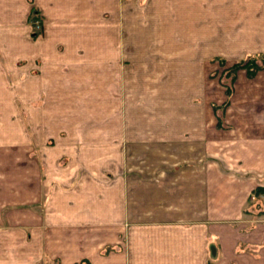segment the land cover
I'll use <instances>...</instances> for the list:
<instances>
[{"label": "crops", "instance_id": "crops-1", "mask_svg": "<svg viewBox=\"0 0 264 264\" xmlns=\"http://www.w3.org/2000/svg\"><path fill=\"white\" fill-rule=\"evenodd\" d=\"M248 1L0 0V264H264Z\"/></svg>", "mask_w": 264, "mask_h": 264}, {"label": "rangeland", "instance_id": "rangeland-1", "mask_svg": "<svg viewBox=\"0 0 264 264\" xmlns=\"http://www.w3.org/2000/svg\"><path fill=\"white\" fill-rule=\"evenodd\" d=\"M250 4L251 3H254L256 2V7L258 5H261L263 8H264V0H255V1H248ZM174 10V9H173ZM247 16H248V21H249V24L248 26H245L243 29H242V33H240V35L242 36V38L246 40V36L250 37L252 35L251 32L254 31V28L253 31H252V28L254 26L250 25V21L252 22H255L256 20H260L262 22H264V18H262L263 16V13H264V10L263 11H258V10H255V8L251 9L248 13L244 12ZM208 14V12H207ZM209 15V14H208ZM238 17L237 19H240V18H243V15L240 14V13H235L233 15V17ZM210 18H213L212 15H210ZM235 20V19H234ZM240 22V21H239ZM29 23H30V29L35 32V33H39V34H42L44 32V27H45V22H44V16L39 12V10H37V8L33 7L32 9V13H30V20H29ZM39 25V27H38ZM261 24H256L255 23V27H258L260 26ZM238 31H241V28L238 27L237 28ZM239 35V36H240ZM258 39H261L260 36L259 37H255V38H251L248 40V42L250 43L249 45H246L247 47H252V48H257V49H261L262 47H259V43H258ZM258 51H261L260 53H264V48H262L261 50H258ZM258 53H255V54H252V55H256ZM249 56V55H248ZM247 56V57H248ZM246 57V58H247ZM257 57V60L258 62L261 64L262 63V58H264L263 54L259 55V56H256ZM224 60V59H223ZM223 60H220V68L218 70H210L208 71L207 73L204 74V79L206 80V84L209 85L207 86L208 90L207 92H203L204 95H206V97L204 98V95H202L201 97V101H202V104L206 102L208 109H209V106L211 105V103H213L214 99H219L218 98V89L220 88V85H224V86H228V87H231V85L233 84L232 81V77L234 74L230 73V72H227V70L234 64L236 63L235 61L232 62V64L230 65V62H225L224 60V65H225V68L223 64H221V62ZM226 65H229L226 67ZM203 78V77H202ZM212 82H215V83H212ZM220 85H219V84ZM212 87H214V89H212ZM204 106V105H203ZM216 110V113L212 114L214 117L217 116L219 117L220 116V113H221V108L218 107V109H215ZM222 118V117H221ZM258 205H261V202H257Z\"/></svg>", "mask_w": 264, "mask_h": 264}, {"label": "trees", "instance_id": "trees-1", "mask_svg": "<svg viewBox=\"0 0 264 264\" xmlns=\"http://www.w3.org/2000/svg\"><path fill=\"white\" fill-rule=\"evenodd\" d=\"M259 56L258 54L256 55H249L247 58L236 61V63H234L228 70L227 72H230L233 75L232 79H234L235 77V72L240 69V68H245L248 72V74L250 76H254L256 74V72H258L263 66H264V58H262V63L260 64L257 60V57ZM223 60V59H220ZM221 64L224 65V60L221 62ZM227 94L228 96L231 94L232 90L230 87L227 86L226 88ZM228 103V100L226 101L225 104ZM260 192H264V189H262L261 187L256 189V193H260Z\"/></svg>", "mask_w": 264, "mask_h": 264}, {"label": "built area", "instance_id": "built-area-1", "mask_svg": "<svg viewBox=\"0 0 264 264\" xmlns=\"http://www.w3.org/2000/svg\"><path fill=\"white\" fill-rule=\"evenodd\" d=\"M38 27H39V25H38Z\"/></svg>", "mask_w": 264, "mask_h": 264}]
</instances>
